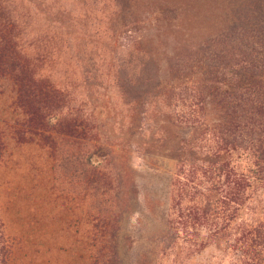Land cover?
Segmentation results:
<instances>
[{
	"label": "rangeland",
	"instance_id": "obj_1",
	"mask_svg": "<svg viewBox=\"0 0 264 264\" xmlns=\"http://www.w3.org/2000/svg\"><path fill=\"white\" fill-rule=\"evenodd\" d=\"M1 2L24 54L42 58L31 70L62 85L80 132L63 136L96 184L52 185L55 129L29 124L0 74V261L93 264L111 224L118 264H253L264 181L238 148L223 169L206 159L238 145L240 94L264 90L256 1Z\"/></svg>",
	"mask_w": 264,
	"mask_h": 264
},
{
	"label": "trees",
	"instance_id": "obj_2",
	"mask_svg": "<svg viewBox=\"0 0 264 264\" xmlns=\"http://www.w3.org/2000/svg\"><path fill=\"white\" fill-rule=\"evenodd\" d=\"M255 1L258 8L256 9L258 18L260 17L259 23L262 24L264 22V0ZM21 39V30L7 13L4 14V5L2 6L1 2L0 74L7 72L14 81V99L26 110L29 124L43 132L48 131V129H55L56 137L45 136L44 140L51 156H53L50 169L52 185L54 179L57 181L54 184H61L59 180L62 182L69 181L72 190L67 192L78 194L81 191V184H84L85 187L91 183L96 184V178L89 177V172L93 171L88 159L86 158L84 161L81 154L75 151L70 153L69 151L72 149L68 146L66 137L63 136H80L77 120L74 116L65 115L63 112L62 85L52 83V80L47 79L38 71L31 70L33 63L35 66L36 63H40L42 58L41 56L30 57L32 56L30 53L24 54L20 46ZM257 65L256 77L261 80L264 78V61H259ZM263 93L264 90L260 89L253 91V93L244 91L240 94L242 104L237 109V115H232L233 118H231L229 126V134L234 135L233 138H237L239 143L234 147L215 148L207 156L206 161L209 166L218 167V169L222 167L223 169L224 165L227 166V164H222V152L230 153L231 149L238 148L250 161L251 167L247 170L249 174L257 180L264 181V116L258 120L251 117L254 112V114L264 113ZM226 157H230V154L227 153ZM63 175L70 179H65ZM255 233L256 237L253 239L252 250L253 264H264V224L258 226ZM112 243L113 246L111 244L110 224L106 231L105 248L103 252L99 253L93 264H118L113 240ZM0 264L5 263L2 260Z\"/></svg>",
	"mask_w": 264,
	"mask_h": 264
}]
</instances>
